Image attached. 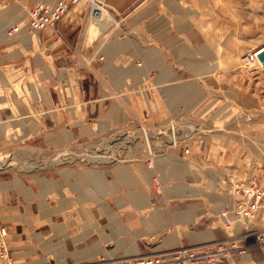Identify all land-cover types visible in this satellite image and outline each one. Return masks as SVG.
<instances>
[{"label":"rangeland","instance_id":"obj_1","mask_svg":"<svg viewBox=\"0 0 264 264\" xmlns=\"http://www.w3.org/2000/svg\"><path fill=\"white\" fill-rule=\"evenodd\" d=\"M36 1L21 0V10L7 25H24ZM144 1L108 2L109 8H119L118 22L105 19L103 25L127 28L122 37L139 38L144 46L167 47L169 66L161 84L151 78L162 67H143L140 55L127 53L123 60L137 58L143 82L137 70L128 68H122L120 76L108 68L104 79L95 73L84 79L85 72L98 68L72 66L82 51L64 46V18L56 27L33 33L30 41L16 40L31 48L23 56L2 60L7 51L0 46V223L8 230L7 245L21 262L112 260L129 257L113 252L134 245L140 250L132 256L198 249L242 236L244 227L226 224L221 213L232 202L236 185L253 180L264 184V64L258 56L255 62L245 60L248 52L264 47V0H187V30L172 34L176 42L171 45L162 36L146 34L143 40L134 34L147 24L137 23L146 11ZM170 5L161 3L162 12L173 13ZM85 22L97 25L89 18ZM15 37L8 36L12 42ZM201 42L218 48V66L213 69L204 63L217 64L207 45L203 51L180 49L184 43L194 48ZM104 56V48L94 55ZM137 78V83L131 81ZM99 80L106 92L100 90ZM168 90L171 106L162 97ZM150 104L180 113L167 120L161 110L150 116ZM83 127L87 132L80 133ZM58 136L62 138L56 141ZM152 156L154 166L148 164ZM162 157L170 161L157 164ZM174 158L179 161L172 162ZM138 159L146 163L149 174L148 179L141 176L150 203L143 211L131 198L134 189L115 181L116 167L136 166ZM84 170L90 176L85 194ZM181 183L187 188L185 195H178L176 185ZM219 196L223 200H217ZM187 209L193 215L191 223L178 218ZM156 210H165L171 224L142 235L138 216L149 217ZM54 223L64 229L57 232ZM252 223L251 229L264 233V205ZM195 232H211L213 237L193 241ZM248 242L249 264H264V243ZM88 249L96 252L83 256L82 250Z\"/></svg>","mask_w":264,"mask_h":264},{"label":"crops","instance_id":"obj_2","mask_svg":"<svg viewBox=\"0 0 264 264\" xmlns=\"http://www.w3.org/2000/svg\"><path fill=\"white\" fill-rule=\"evenodd\" d=\"M51 2H55L56 0H50ZM106 9H108V12L111 13L112 19L117 21L118 18V6L113 5V8H109L108 2H112L114 4H117L122 1H130L133 2L134 0H100ZM186 1L187 0H145L141 5H144L143 7L146 8L145 12L141 15L140 19L137 21V23L144 24V20H146V26L145 28H140L138 27L136 30L137 35H142L141 39L144 40V36L146 34L152 35V36H162L164 39H166V44H170L171 42H176V37H173L174 35L172 34H182L184 31L187 30V8H186ZM161 3L165 4H171L170 5V10L172 9L173 13H170V11H165L163 10L162 12V7L160 6ZM146 6V7H145ZM91 9V10H90ZM21 10V0H0V46L4 51H7L6 53L3 54L2 60H9V59H14L20 56H23V51L30 50L31 48L27 45V43L23 42H17L16 40L18 39H24V41H30L32 40L33 37V32L29 29H24L21 30L16 34V37L14 38L15 42L10 41L8 38V35L6 33V27L8 26L7 24L10 22V19L16 18L17 17V12ZM98 12H97V11ZM101 10H98L97 7H92L90 4H83L79 3L74 5L71 10L67 13V15L63 19V23H65L64 27V43L65 47L71 51H79L81 50V56L80 57H75L72 66H83L87 68H98L97 70L95 69L94 71H89V73L86 75V72L84 73V79L88 77L91 78L92 74L95 73V75H98L99 79H104V73L106 76H108V68H113V75L114 76H120V73L122 72V68H128L130 71H135L137 70L139 76L142 77L140 82L144 81V75H141L143 73V69L137 68L138 65L136 63V59L134 58L132 61L128 60L125 61L123 60L122 56L124 53H127V55H131L133 57H136V54L140 55L145 63H142L141 66L143 67H149V66H160L163 68V70L160 69L159 73H156L155 77L151 78L154 80L155 83L161 84L164 81L165 74L168 72L166 69L168 64V60L165 58V51L167 50V47L163 45L162 47L153 43L151 46H144L141 43V40L139 38H133L130 40L127 38H123L122 36L125 34V32H128L127 28L124 27H119L118 25L115 24V26H104L105 19L99 18L98 14L100 13ZM97 15V17H96ZM95 17V18H94ZM90 20H96L97 25L95 28L93 26L86 25L85 21L86 19ZM68 24V27L66 25ZM40 32V31H38ZM7 35V36H6ZM102 35L106 36L108 35L109 38L105 37L104 39L102 38ZM71 36H74L73 39H71ZM166 36V37H165ZM198 36V33H196V37ZM165 42H163L164 44ZM24 45V46H23ZM26 45V46H25ZM207 45V48L212 52V55L215 58V62L217 64L214 66L212 63H208L205 61V66L213 69L214 67L218 66V61L215 52L218 50V48L213 44L209 47L207 42H201L200 46H196L194 48L188 47L186 43L183 44L182 48L180 49L183 50H195V51H203L205 48L204 46ZM28 46V48H27ZM166 47V48H165ZM104 48L105 56L104 58H95L94 55L98 50L100 51L101 49ZM7 49V50H6ZM227 49V48H226ZM203 64V63H202ZM140 66V65H139ZM204 66V64H203ZM90 70V69H89ZM163 75L164 78L161 76ZM147 76V75H146ZM150 74H148L147 78H150ZM111 78V77H109ZM113 79V78H112ZM140 79L137 78V81L131 80L134 82H138ZM130 80L126 79L125 82H128ZM100 82V90L101 89H106L107 87L103 85V82ZM107 90H105L106 92ZM172 93L170 90H168V93L162 95L163 98H166L168 100V105L171 106L170 100H171ZM122 110L120 107L118 108ZM171 111V109L168 106V110L166 109H161L160 110L155 107L154 105L150 104V106L147 108V114L150 116L158 114V111H160L159 114L165 115V119L167 120L170 118L172 115H177L180 112L177 110L179 109H174ZM122 114V113H121ZM123 119L125 120L127 115L125 112H123ZM117 119V118H115ZM62 130V129H61ZM63 131V130H62ZM80 133L87 132V127H83L82 129L79 130ZM170 161L169 158H157L156 163L158 164L159 162H168ZM179 159H175L172 162H177ZM136 166H118L115 168V176H116V184L119 185H126L128 188L134 189L133 193L135 192H142L145 194L143 188V181L142 177L144 176L146 179L149 178V174L147 172V166L146 163L142 160H137L135 162ZM122 169V170H118ZM139 170V171H138ZM84 170V177L82 179L84 180L83 182V188H82V193L85 194V189L89 187V180L90 176L88 175ZM100 182L104 183V179L106 178L102 173L99 175ZM144 180V179H143ZM101 184V183H100ZM21 186H19V190H23V185L20 183ZM79 188V187H77ZM134 205L136 206L137 210L143 211L146 210L149 206L144 205V206H139L134 202ZM138 205V206H137ZM107 207H104L105 209H111L109 208V205H106ZM123 207V206H122ZM157 211V210H156ZM151 216H147V214L143 215L140 214L138 216L140 221H142L143 227V233L142 235L146 234H151L154 233L155 228L157 226H169L171 223L167 217V212L165 210H161L160 212V220L155 219V213ZM177 220V219H176ZM145 233V234H144ZM213 234L210 232L206 238H201V240H206L207 238H211ZM8 240V239H7ZM194 241V239H193ZM138 246V245H137ZM139 251L140 248L139 246L137 247ZM83 256L86 257L85 252ZM124 253L125 255L123 256H132L134 254H137L136 251H132L130 249L126 250H118L114 251L113 253ZM98 253V252H97ZM99 256V254H96Z\"/></svg>","mask_w":264,"mask_h":264},{"label":"built area","instance_id":"obj_3","mask_svg":"<svg viewBox=\"0 0 264 264\" xmlns=\"http://www.w3.org/2000/svg\"><path fill=\"white\" fill-rule=\"evenodd\" d=\"M99 0H56L47 2L36 1L28 11L27 21L12 23L6 27L8 36H14L23 28L33 32L56 27L69 12L72 6L81 2L97 3ZM259 50L248 52L245 60L255 62ZM187 151H189L187 149ZM148 164L153 165L154 157ZM152 163V164H151ZM154 168V167H153ZM156 175H154L155 180ZM233 200L222 209L221 216L226 224L242 225L243 233L239 238L229 237L216 240L213 244L194 249L182 247L165 251H154L129 257H119L112 260H94L75 264H249V250L251 243H264V233L251 229L252 221L264 205V184L256 180L236 185L232 189ZM8 230L0 223V264H42L38 261L21 262L7 245ZM259 264V263H255Z\"/></svg>","mask_w":264,"mask_h":264},{"label":"bare ground","instance_id":"obj_4","mask_svg":"<svg viewBox=\"0 0 264 264\" xmlns=\"http://www.w3.org/2000/svg\"><path fill=\"white\" fill-rule=\"evenodd\" d=\"M99 7H98V10H101L100 11V13L98 14V17L99 18H103V19H108V20H111L112 19V15H111V13L110 12H108V9H106L103 5H99L98 3H96ZM95 5V4H94ZM97 11V10H96ZM98 12V11H97ZM96 17H97V15H96ZM95 18V17H94ZM113 20V19H112ZM111 20V21H112ZM110 22H108V24H109ZM54 138V137H53ZM61 138L62 137H56L55 138V140L56 141H59V140H61ZM151 145V144H150ZM43 167V166H42ZM41 167V168H42ZM176 188H177V191H178V195H185L186 194V192H185V190L187 189L186 188V186L184 185V184H178V185H176ZM186 188V189H185ZM189 188V187H188ZM193 190V189H192ZM191 190V191H192ZM193 192V191H192ZM194 192H195V190H194ZM187 194H189V193H187ZM131 195V198H132V200L136 203V204H138L139 206H144V205H147V206H149L150 205V203L148 202V197L146 196V194H144V193H142V192H135V193H132V194H130ZM192 195V194H191ZM199 195V194H198ZM223 198L224 197H222V196H219V197H216V199L217 200H223ZM64 200V199H63ZM137 205V206H138ZM217 206H219L218 204H216ZM195 208V207H194ZM182 210V209H181ZM194 210V209H193ZM189 211V209H187V210H184L181 214V216H179L178 218L180 219V220H185V221H187L188 223H191V222H193L194 221V219H193V215L191 214V213H189L188 212ZM160 212H161V210H157L156 211V213H155V219H157V220H160L161 219V217H160ZM177 213V212H176ZM193 213V212H192ZM190 218V219H189ZM53 227L57 230V232H60V230L61 229H64V225L63 224H61V223H54V225H53ZM124 230V229H123ZM209 234V233H208ZM118 235V234H117ZM213 236V235H212ZM207 237V233L206 232H195V233H193V239L194 240H201V238H206ZM229 237V236H228ZM253 243V242H252ZM254 246V245H253ZM137 247V245H134L132 248H131V250L132 251H137V250H135V249H137L136 248ZM119 248V247H118ZM94 252H96L95 250H89L88 249V251L86 252V256H91V255H93L94 254ZM95 259H97V257H95ZM63 262V261H62Z\"/></svg>","mask_w":264,"mask_h":264},{"label":"water","instance_id":"obj_5","mask_svg":"<svg viewBox=\"0 0 264 264\" xmlns=\"http://www.w3.org/2000/svg\"><path fill=\"white\" fill-rule=\"evenodd\" d=\"M258 58L264 64V47H262L258 52Z\"/></svg>","mask_w":264,"mask_h":264}]
</instances>
